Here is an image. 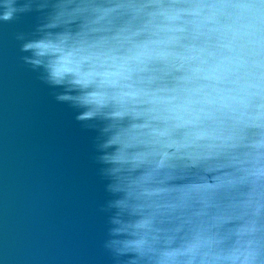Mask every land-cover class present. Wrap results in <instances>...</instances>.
I'll list each match as a JSON object with an SVG mask.
<instances>
[{
  "label": "clouds",
  "instance_id": "9594fccd",
  "mask_svg": "<svg viewBox=\"0 0 264 264\" xmlns=\"http://www.w3.org/2000/svg\"><path fill=\"white\" fill-rule=\"evenodd\" d=\"M92 137L112 264H264V0H0Z\"/></svg>",
  "mask_w": 264,
  "mask_h": 264
},
{
  "label": "water",
  "instance_id": "95a60500",
  "mask_svg": "<svg viewBox=\"0 0 264 264\" xmlns=\"http://www.w3.org/2000/svg\"><path fill=\"white\" fill-rule=\"evenodd\" d=\"M36 15L0 23V264H112L95 133L21 59Z\"/></svg>",
  "mask_w": 264,
  "mask_h": 264
}]
</instances>
